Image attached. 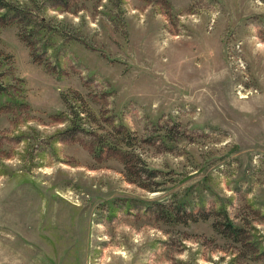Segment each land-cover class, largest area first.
<instances>
[{
  "label": "rangeland",
  "instance_id": "rangeland-1",
  "mask_svg": "<svg viewBox=\"0 0 264 264\" xmlns=\"http://www.w3.org/2000/svg\"><path fill=\"white\" fill-rule=\"evenodd\" d=\"M0 264H264V0H6Z\"/></svg>",
  "mask_w": 264,
  "mask_h": 264
},
{
  "label": "trees",
  "instance_id": "trees-1",
  "mask_svg": "<svg viewBox=\"0 0 264 264\" xmlns=\"http://www.w3.org/2000/svg\"><path fill=\"white\" fill-rule=\"evenodd\" d=\"M9 3L6 0H0V8H8Z\"/></svg>",
  "mask_w": 264,
  "mask_h": 264
}]
</instances>
